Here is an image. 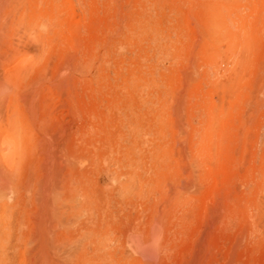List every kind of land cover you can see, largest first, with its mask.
Wrapping results in <instances>:
<instances>
[{"label":"rangeland","instance_id":"1","mask_svg":"<svg viewBox=\"0 0 264 264\" xmlns=\"http://www.w3.org/2000/svg\"><path fill=\"white\" fill-rule=\"evenodd\" d=\"M11 1L0 0V75L17 76L0 87V264H30L67 152L118 208L105 264H264V0ZM95 149L109 171L89 164ZM84 210L65 218L75 234L97 218ZM154 230L157 250L142 256L131 237ZM63 241L58 264H76L79 243Z\"/></svg>","mask_w":264,"mask_h":264},{"label":"bare ground","instance_id":"2","mask_svg":"<svg viewBox=\"0 0 264 264\" xmlns=\"http://www.w3.org/2000/svg\"><path fill=\"white\" fill-rule=\"evenodd\" d=\"M17 3V5H18V0H12L11 1V6L13 5H16V3ZM242 2V1H241ZM247 2V1H246ZM219 3H220V1H219ZM225 3H226V1H225ZM231 3V2H230ZM264 3V2H263ZM228 5H229V2L227 3ZM235 4V3H234ZM255 4V3H254ZM212 5V4H211ZM221 5V4H220ZM206 6V5H205ZM258 6H260V4H258ZM257 6V7H258ZM261 6H262V8H263V4H262V1H261ZM204 7V6H203ZM210 7V6H209ZM236 7V6H235ZM225 8V7H224ZM227 8V7H226ZM225 8V9H226ZM232 8H234V7H232ZM231 8V9H232ZM221 9V8H220ZM254 9H255V7H254ZM258 9V8H257ZM264 9V8H263ZM263 9H262V12H263ZM210 10H211V8H210ZM209 10V11H210ZM213 10V9H212ZM228 10V9H227ZM208 11V10H207ZM214 11V10H213ZM217 11V10H216ZM221 12H223V9H221L220 10ZM220 11H218L219 13H221ZM255 11V10H254ZM14 12V11H13ZM12 12V13H13ZM16 12V11H15ZM218 12H215V13H217V14H219ZM256 12V11H255ZM260 12V11H259ZM259 13L262 17L264 16L263 15V13ZM17 13V12H16ZM59 13V12H58ZM224 13V12H223ZM206 14V13H205ZM211 14H213V12L211 13ZM225 14V13H224ZM259 14H257V15H259ZM1 15V14H0ZM7 15V14H6ZM13 15V14H12ZM204 15V14H203ZM214 15V14H213ZM228 15V14H227ZM229 15H230V13H229ZM15 16V15H14ZM222 16H223V14H222ZM260 16V17H261ZM17 17H14V19L13 20H15ZM61 18V17H60ZM209 18V17H208ZM210 18H212L211 16H210ZM220 18V17H219ZM263 19V18H262ZM57 21H58V19H57ZM207 21V20H206ZM15 22V21H14ZM13 21H12V23H14ZM18 22V21H17ZM210 22V20L208 21V23ZM16 23V22H15ZM14 23V24H15ZM247 23V22H246ZM50 24V23H49ZM62 24H64V23H62ZM209 24H211V22L209 23ZM208 24V25H209ZM244 24V23H243ZM260 24V23H259ZM15 25H17V23L15 24ZM212 25H213V23H212ZM211 25V26H212ZM222 25V24H221ZM224 25V24H223ZM226 25V24H225ZM258 26V25H257ZM54 27H56V30H57V32L58 33H60V29L58 28L57 29V26H54ZM8 28V27H7ZM256 28H259V27H256ZM218 29V28H217ZM1 30V29H0ZM2 30H3V28H2ZM55 30V31H56ZM257 30V29H256ZM63 31H65V30H63ZM6 32V31H5ZM0 34H1V32H0ZM7 35V34H6ZM1 36H3V34L1 35ZM0 36V37H1ZM59 36V35H58ZM57 36V37H58ZM56 37V38H57ZM60 37V36H59ZM216 37V36H215ZM235 38V37H234ZM235 40V39H234ZM237 40V39H236ZM216 41V40H215ZM214 42V41H213ZM62 43V42H61ZM60 43V44H61ZM6 49V48H5ZM57 49V48H56ZM16 50V49H15ZM63 50V49H62ZM2 58H0V60H1ZM2 61H4L3 59L1 60V63H2ZM3 64V63H2ZM1 65V64H0ZM75 66V65H74ZM13 67H14V65H13ZM76 67V66H75ZM1 68V67H0ZM9 69V68H8ZM3 71V70H2ZM4 73V72H3ZM22 73V72H21ZM20 73V74H21ZM16 74L15 75H13L12 73H10V72H8V71H6V73H4V75L3 76H1L0 75V87H7L8 85L7 84H9L10 85V83H11V81H12V78H15V79H17L16 77ZM20 77V75L18 76V78ZM14 79V80H15ZM16 81V80H15ZM14 83V82H13ZM15 84V83H14ZM11 86H12V84H11ZM14 86V85H13ZM18 86V85H17ZM15 88V87H14ZM6 89V88H5ZM8 89V88H7ZM13 89V88H12ZM2 90H3V88H2ZM11 92V91H10ZM14 92V91H13ZM0 94H1V92H0ZM6 94V93H5ZM10 94H12V93H10ZM9 94V95H10ZM16 94V93H15ZM2 95H4V94H2ZM1 95V96H2ZM8 95V94H7ZM5 96V95H4ZM13 95H10V97H8V98H11ZM3 98V97H2ZM0 99H1V97H0ZM7 99V98H6ZM5 100V99H4ZM7 101H8V99H7ZM0 102H1V100H0ZM6 102V101H5ZM4 102V103H5ZM8 103V102H7ZM1 104H3L2 102H1ZM4 106V105H3ZM8 106V105H7ZM46 106V105H45ZM44 106V107H45ZM5 107V106H4ZM10 108V107H9ZM2 110V109H1ZM55 111V110H54ZM55 113V112H54ZM38 120V119H37ZM47 121V120H46ZM2 122V121H1ZM39 123V122H38ZM42 124V123H41ZM40 124V125H41ZM46 125V124H45ZM19 126H21V125H19ZM42 126V125H41ZM17 127V126H16ZM8 129H10V128H8ZM23 129V131H24V128H22ZM26 129V128H25ZM8 131V130H7ZM48 132V131H47ZM19 133V132H18ZM48 137H50V136H48ZM19 139V138H18ZM56 139V138H55ZM74 139V138H73ZM37 141V140H36ZM71 141H73V140H71ZM76 141V140H75ZM69 142V141H68ZM67 142V143H68ZM201 142V141H200ZM203 142V141H202ZM32 143V142H31ZM61 143V142H60ZM77 143V141L76 142H73V145L74 144H76ZM82 143V142H81ZM96 143V142H95ZM42 144V143H41ZM48 144V143H47ZM69 144H70V142H69ZM71 144H72V142H71ZM78 144V143H77ZM98 144V143H97ZM48 145H50V144H48ZM112 145V144H111ZM72 146V145H71ZM70 146V148L68 147V149L71 151L72 150V147ZM60 147V146H59ZM55 148V147H54ZM74 146H73V151H74ZM77 148V147H76ZM52 149V148H51ZM97 149V148H96ZM95 149V150H96ZM49 150V149H48ZM68 150V151H69ZM98 150V149H97ZM96 150V151H97ZM101 150V149H100ZM8 151V150H7ZM76 151V150H75ZM87 151V150H86ZM10 152H13V151H10ZM22 152V151H21ZM77 152V151H76ZM1 153V155H2V152H0ZM9 153V152H8ZM18 153V152H17ZM23 153V152H22ZM33 153V152H32ZM111 153V152H110ZM47 154V153H46ZM11 155V154H10ZM67 162H68V166H67V169L66 168H62V167H60V168H58L57 167V169H56V171H55V181H54V184H55V186H54V190H53V193L54 194H51V195H49V193L47 192L46 193V197H45V199L44 200H46L47 199V211H46V220L50 217V216H48V215H52L51 217H50V219L49 220H47V222H44V224H43V227H40L41 229H43L42 231H44V232H40L39 230H35L36 231V233L35 234H33V236L34 237H31V241L29 242V260H30V264H58V261L57 260H60V258L62 257L61 255L57 258L56 257V248H57V243H58V245H59V243H61L64 239V243L65 244H67L68 242H70V241H66V239H70V240H73V241H71V243L74 245V240H76L78 243H79V249H77L78 251V259H77V262H76V264H105V261L107 262V260H105L106 258H105V255L107 256V252L109 251V252H112L110 249H112V248H109V250L107 251V247H108V245H107V230H108V228H109V225L112 223V222H114L113 221V219H114V214H113V211L114 210H116V209H118L117 208V206H116V209L114 208L113 210H112V207H110L109 206V203H108V201H109V197L107 198L108 199V201L105 199V198H101V196L99 197L97 194H100L101 195V191H103V189L102 188H100L99 187V185L97 186V184H96V182H98V180L96 181V182H94L91 178H92V176H91V174H90V172L92 171V170H95V169H93V168H91L90 170V172H84L83 171V168H84V166H82L83 165V163L85 162V161H83V158H80L78 155H77V153H71V152H67ZM113 156V155H112ZM0 158H2V157H0ZM30 158V157H29ZM106 158V157H105ZM110 158V157H109ZM5 159V158H4ZM86 159V158H85ZM1 160V159H0ZM51 160V159H50ZM61 160V159H60ZM88 161L90 160V165H95V164H97V169H99V168H101V167H104L105 168V171H109V168H108V161L107 160H105V161H107V163L105 162L104 164H100L99 162L100 161H98L99 160V154H98V151H97V153L95 152V153H93V155H92V158L91 159H87ZM14 162H15V160H13ZM57 161V160H56ZM55 161V162H56ZM1 162V161H0ZM2 162H4V161H2ZM6 162V161H5ZM8 162V161H7ZM6 162V163H7ZM10 162V161H9ZM87 162V161H86ZM86 162H85V164H86ZM94 162H96L95 164H93ZM121 163H123V161H120ZM54 163V162H53ZM58 163V162H57ZM115 163V162H114ZM117 163H118V161H117ZM60 164V163H59ZM14 165V164H13ZM57 165V164H56ZM88 165V164H87ZM118 165V164H117ZM7 166V165H6ZM55 166V165H54ZM60 166V165H59ZM132 166V165H131ZM2 167V166H1ZM81 167H82V169H81ZM85 167H86V165H85ZM120 167H121V165H120ZM122 168V167H121ZM1 169V168H0ZM112 169V168H111ZM138 171V170H137ZM3 171H2V169H1V172L0 173H2ZM18 173V172H17ZM118 173H119V176H121V174L123 173V170L122 169H120L118 172H117V175H118ZM100 174H102V173H100ZM99 174V175H100ZM107 174H109V173H107ZM98 175V176H99ZM106 175V174H105ZM104 175V176H105ZM101 176V175H100ZM109 176H111V175H109ZM115 177H116V175H115ZM192 177V176H191ZM103 178H105V177H103ZM106 179V178H105ZM110 179H111V177H110ZM189 180V179H188ZM192 180V178L190 179V181ZM2 182V181H1ZM105 182V181H104ZM10 183V182H9ZM49 183V182H48ZM53 183V182H52ZM99 183H101L100 181H99ZM109 183V186H111L110 184V181L108 182ZM192 183V182H191ZM194 183V182H193ZM8 184V183H7ZM51 184V183H50ZM101 184H104V183H101ZM107 184V183H106ZM120 184V183H119ZM124 182H122V185H121V188H122V191H121V193H122V195L126 198H122V199H125V200H128V197H127V193L124 191ZM1 185V184H0ZM4 185V184H3ZM116 185V184H115ZM154 185V184H153ZM188 185H189V183H188ZM101 186H103V185H101ZM108 186V185H107ZM113 186V185H112ZM133 186V185H132ZM191 186V185H190ZM197 186V185H196ZM106 187V186H105ZM134 187V186H133ZM148 187V186H147ZM52 188V187H51ZM113 188H115V187H112L111 189H113ZM119 188V187H118ZM124 188V189H123ZM142 187H140V189H141ZM199 188V187H198ZM53 189V188H52ZM61 189V191L62 192H60L59 190ZM106 189H107V187H106ZM105 189V190H106ZM110 189V188H109ZM160 189V188H159ZM101 190V191H100ZM125 190H127V189H125ZM145 190V189H144ZM194 190V189H193ZM110 191V190H109ZM112 191V190H111ZM116 191H117V189H116ZM140 191H142V190H140ZM196 191V190H195ZM194 191V192H195ZM234 191V190H233ZM44 192H45V190H44ZM43 192V193H44ZM113 192H115V191H113ZM128 192V191H127ZM134 192V191H133ZM52 193V192H51ZM140 193V192H139ZM179 193V192H178ZM199 193V192H198ZM114 194V193H113ZM82 195H84V197H82L81 199H80V197L82 196ZM105 195V194H104ZM111 195V194H110ZM116 195V194H115ZM119 196H121V195H119ZM63 197H65V199H63V200H60V198H63ZM122 197V196H121ZM231 197V196H230ZM112 197L110 196V201H113L114 200V198H113V200L111 199ZM133 198V197H132ZM232 198V197H231ZM237 198V197H236ZM235 198V199H236ZM130 199H131V197H130ZM134 199V198H133ZM225 199H227V198H225ZM44 200L42 199V202H44ZM124 200V201H125ZM132 200V199H131ZM130 201V200H129ZM154 201V200H153ZM232 201V200H231ZM41 202V201H40ZM46 202V201H45ZM113 202H116V203H118L119 202V200L117 201L116 199H115V201H113ZM113 202H111L112 204H113ZM133 202H135V204L136 205H138L137 203H136V201L134 200H132V202H130V203H132V205L134 204ZM178 202V201H177ZM176 202V203H177ZM225 202V201H224ZM126 203V202H125ZM129 203V202H128ZM129 203V204H130ZM196 204L198 203V201L197 202H195ZM234 203V202H233ZM119 204V203H118ZM117 204V205H118ZM158 204V203H157ZM171 204V203H170ZM122 205V204H121ZM126 205V204H125ZM131 205V204H130ZM113 206V205H112ZM133 206H135V205H133ZM139 206V205H138ZM167 206V205H166ZM200 206V205H199ZM221 206V205H220ZM264 206V205H263ZM135 207H137V206H135ZM169 207V206H168ZM187 207V206H186ZM217 207H218V205H217ZM259 207V206H258ZM257 207V208H258ZM83 208H86V210H84V211H86V215L88 216V212H94L95 213V211H96V214H95V216L97 215V218L96 219H94L93 221L91 220V221H89L88 220V217L87 218H85L86 219V221H89V223L91 224V225H89V226H83V227H81V228H83V229H81L77 234H75V230H74V226H77V224L76 225H73L72 223H70V224H72V225H70V224H68L69 222H68V220L67 219H65V218H68V217H70V216H74V217H76V219H78L77 218V215H78V213H80L81 212V209H83ZM128 208H130V207H128ZM128 208L126 209V210H128ZM171 208H173V207H171ZM175 208V207H174ZM213 208V207H212ZM225 208V207H224ZM131 210H132V208H130ZM136 209H137V211L139 210L138 208H135V211H136ZM196 209H198V208H196ZM220 209V208H219ZM223 209V208H222ZM226 209V208H225ZM95 210V211H94ZM130 210V211H131ZM155 210V209H154ZM183 210H184V208H183ZM211 210H213V209H211ZM260 210V209H259ZM83 211V210H82ZM129 211V212H130ZM133 211V210H132ZM132 212V214L133 213H137V211L136 212ZM92 212V214L91 215H94V213ZM125 212V211H124ZM213 212V211H212ZM263 213L262 212V210L261 211H257V213ZM126 213H127V211H126ZM222 213H224V211L222 212ZM260 213V214H261ZM42 214V213H41ZM128 214V213H127ZM126 214V215H127ZM131 214V213H130ZM169 214V213H168ZM186 214V213H185ZM187 214H188V212H187ZM187 214H186V216H187ZM189 214H191V213H189ZM197 214V213H196ZM217 214H219L220 215V213L218 212V213H216V216H218ZM243 214V213H242ZM80 215V214H79ZM83 215H85V214H83ZM125 215V216H126ZM179 215V214H178ZM195 215V214H194ZM223 215V214H222ZM221 215V216H222ZM136 216H137V214H136ZM85 217V216H84ZM116 217H118V215H116L115 216V220H116ZM121 217V216H120ZM127 217V216H126ZM213 217V216H212ZM231 217V216H230ZM53 218V219H52ZM91 218V217H90ZM123 218V217H122ZM121 218V219H122ZM143 218V217H142ZM182 218V217H181ZM218 218V217H217ZM219 218H220V216H219ZM223 218V217H222ZM222 218H220V219H222ZM35 219V218H34ZM41 219V218H40ZM73 219V218H72ZM80 219V218H79ZM93 219V218H92ZM127 219V218H126ZM229 219V218H228ZM67 220V221H66ZM142 220V219H141ZM164 220V219H163ZM185 220V219H184ZM186 220H187V218H186ZM217 220V219H216ZM44 221H45V219H44ZM70 221V220H69ZM77 221V220H76ZM75 221V222H76ZM117 221H120V220H118L117 219ZM175 221V220H174ZM221 221V220H220ZM223 221V220H222ZM68 222V223H67ZM71 222V221H70ZM73 222V221H72ZM79 221H77L76 223H78ZM92 222V223H91ZM116 222V221H115ZM176 222V221H175ZM214 222V221H213ZM137 223H139V222H137ZM136 222H135V224H137ZM153 223V222H152ZM155 223H158V221L157 222H155ZM82 223L80 222V225H81ZM86 224V223H85ZM120 224H122L123 225V223L121 222V223H119V225ZM159 224V223H158ZM157 224V225H158ZM194 224V223H193ZM79 225V226H80ZM264 225V224H263ZM82 226V225H81ZM125 226V225H124ZM134 226V225H133ZM120 227H121V225H120ZM120 227H119V229H120ZM159 227V226H158ZM114 228H115V226H114ZM122 228H125V227H122ZM140 228V227H139ZM157 228V227H156ZM39 229V228H38ZM116 229V228H115ZM150 229V228H149ZM158 229V228H157ZM211 229V228H210ZM111 230V229H110ZM148 230V229H147ZM112 231H113V229H112ZM118 231V230H117ZM125 231V230H124ZM127 231V230H126ZM135 231L136 232H138V226L135 228ZM142 231V230H141ZM77 232V231H76ZM123 231H121V233H122ZM134 232V231H133ZM160 230H154V232H152L153 234H152V237L149 239L148 238V236H147V240H149V241H147V240H145V239H143V237H140L141 236V233H139L140 235H137V233H134L133 234V236L131 237V242H133V245H134V247H136V249H137V252H139L140 254H142V256L143 255H145V256H147V257H150L151 258V256H153V254H155V251L157 250V248L156 247H158V245L156 244V242H155V240L154 239H157L158 237L157 236H159L160 235ZM114 233V232H113ZM121 233H119V234H121ZM127 233V232H126ZM131 233V232H130ZM174 233V232H173ZM112 234V233H111ZM118 234V241H123V239L121 238V240H119V238H120V235ZM123 234V233H122ZM121 234V235H122ZM113 235V234H112ZM115 235V234H114ZM114 235H113V237H114ZM146 235V234H145ZM110 236V235H109ZM123 236V235H122ZM128 237V236H127ZM126 237V238H127ZM157 237V238H156ZM111 238V240L110 241H113L114 242V239H115V237H114V239L112 238V237H110ZM161 238V237H160ZM166 238V237H165ZM164 237H163V239H165ZM201 238V237H200ZM108 240H109V238H108ZM125 240V239H124ZM67 242V243H66ZM112 242V243H113ZM166 242H167V240H166ZM70 243V244H71ZM76 243V242H75ZM109 243V242H108ZM125 243V242H124ZM123 242L121 243V244H124ZM168 243H170L169 242V240H168ZM168 243H166V244H168ZM202 243H204V242H202ZM69 244V245H70ZM199 244V243H198ZM68 245V246H69ZM72 245V246H73ZM111 245V244H110ZM163 245H165V244H163ZM163 245H161V247L163 248ZM67 246V247H68ZM122 246V245H121ZM198 246V245H197ZM63 247H65V249L67 248L65 245H63ZM62 247V248H63ZM76 247V246H75ZM78 247V246H77ZM112 247V246H111ZM116 247V246H115ZM115 247H113V249L115 248ZM4 248V247H3ZM72 248H74V246L72 247ZM123 248V247H122ZM133 248V247H132ZM161 248V249H162ZM164 250L165 251H167V249L166 248H168L166 245L164 246ZM65 249H63L64 251H65ZM76 249H75V251H76ZM124 249V248H123ZM169 249V248H168ZM1 250H3L2 248H1ZM71 250V248L69 249V250H66V251H70ZM74 250V249H73ZM119 249H117V251H118ZM58 251H59V248H58ZM65 251V252H66ZM72 251V250H71ZM116 251V250H115ZM120 251V250H119ZM119 251H118V256H119ZM4 252V251H3ZM61 252H62V250H61ZM60 252V253H61ZM114 252V251H113ZM112 252V253H113ZM121 252H123V251H121ZM163 252V251H162ZM64 253V252H63ZM74 253H76V252H74ZM74 253H73V256H76V254L74 255ZM112 253H110V255L107 257V258H109L110 256H112V255H114V254H112ZM125 253V252H124ZM59 254V253H58ZM69 254V253H68ZM112 254V255H111ZM126 254H127V252H126ZM164 254V253H163ZM167 254H168V252H167ZM173 254V253H172ZM1 255H3L4 256V254H2L1 253ZM6 255V254H5ZM9 255V254H8ZM70 255V254H69ZM116 255V254H115ZM122 255H123V253H122ZM199 255V254H198ZM2 256V257H3ZM70 256H72V255H70ZM125 256V255H124ZM167 256V255H166ZM170 256V255H169ZM174 256V255H173ZM6 257V256H5ZM16 257V256H15ZM119 257H121V256H119ZM126 257V256H125ZM125 257H123V258H125ZM200 257L201 256H199V259H200ZM7 258V257H6ZM5 258V259H6ZM9 258V257H8ZM74 258V259H73ZM116 258V257H115ZM118 258V257H117ZM128 258V257H127ZM198 258V257H197ZM12 259V258H11ZM61 259H63V258H61ZM66 259V258H65ZM69 259V258H68ZM126 259V258H125ZM171 259V258H170ZM70 260H72V262L74 261V260H76V257H72V259H69L68 261H70ZM119 259H117V261L115 262L114 260H113V262H115V263H117L118 262V264H126V260H124V259H122V261H121V259L118 261ZM130 260V259H129ZM201 260V259H200ZM60 261H62V260H60ZM59 261V262H60ZM64 261V260H63ZM67 261V260H66ZM108 261H110V259L108 260ZM111 261H112V259H111ZM193 261V260H192ZM191 261V262H192ZM195 261V260H194ZM197 261V260H196ZM199 261V260H198ZM202 261V260H201ZM75 262V261H74ZM73 262V263H74ZM203 262V261H202ZM66 263V262H65ZM68 263V262H67ZM73 263H71V264H73ZM108 263V262H107ZM106 263V264H107ZM110 263V262H109ZM196 263V262H195ZM199 263V262H198ZM197 263V264H198ZM70 264V263H69ZM111 264V263H110ZM148 264V263H147ZM190 264V263H189Z\"/></svg>","mask_w":264,"mask_h":264}]
</instances>
